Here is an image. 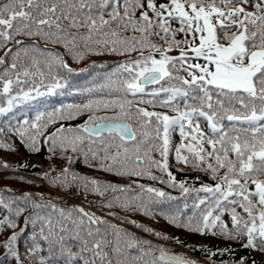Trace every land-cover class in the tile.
<instances>
[{"label":"snow or ice","instance_id":"1","mask_svg":"<svg viewBox=\"0 0 264 264\" xmlns=\"http://www.w3.org/2000/svg\"><path fill=\"white\" fill-rule=\"evenodd\" d=\"M174 23L178 27H173ZM80 29L86 31L81 33ZM129 31L133 35L125 36ZM181 34L183 38L177 39ZM19 35L60 45L74 60L83 59L85 52L102 55L106 51L129 57L134 52L139 54L117 64L108 76L102 85L110 89L108 99L68 105L75 112L69 111L67 115L56 109L47 114L48 122L44 125L39 123L43 113L37 114L30 124L25 120L24 125L34 132L26 142V130L23 127L17 130L22 143L32 151H39L38 138L48 123L71 119L87 111L91 113L89 120L79 130L61 127L45 138V144L51 142L50 151L59 142L61 151L82 155L90 167L95 165L97 171L118 177L147 176L155 181L158 178L151 175L154 168L166 173V183L178 187L182 194L194 191L208 195L197 197L192 205L193 214L182 218V211L157 213L154 204L163 202L164 198L169 201L175 198L152 187L145 189L144 185H138L141 193L129 196L130 188L70 174L68 168L53 179V184L75 186L102 197L111 191L114 195L102 206L149 217L160 214L169 224L192 233L211 232L229 240L246 238L244 248L264 253V179L260 178L264 176V0H162L159 3L157 0H0V47ZM152 37L163 43H153ZM81 43L84 51L80 50ZM16 44L22 42L17 40ZM92 44L101 46L103 51H95ZM174 50L178 55H170ZM21 51L25 57L30 51L40 53L49 71L53 65L68 68L58 54L45 53L36 45L18 49L9 67L0 72L3 84L0 94L8 97L9 107L14 102L35 98L29 91L8 95L14 84L27 83L21 77L30 78L37 72L44 75L41 61L33 55L31 66H25ZM4 64L5 59L0 57V65ZM13 74L15 80L11 78ZM57 87L62 85L57 82L49 88V93ZM36 95L43 93L37 90ZM158 108L166 111H157ZM100 110L112 111L114 115L96 116L95 112ZM6 111L8 108L0 107V114ZM177 131L180 143L173 144L172 135ZM173 148L177 164L210 173L215 186L190 189L184 181L177 183L169 171V154ZM153 153L160 160L153 159ZM68 159L69 163L73 162L71 157ZM144 192L160 199L154 201L151 196L143 199ZM117 193L123 194V198ZM23 211L17 209L16 215ZM76 211L81 215L73 218L71 210L65 212L52 206L49 213L25 219L26 225L29 221L40 222L39 232L31 237L33 244L29 248L30 255L47 251L48 258L42 256L38 264H55L61 259L63 264L80 261L113 264L114 260L115 264H194L183 256L168 255L163 247L151 246L148 241L138 240L132 233L112 225L114 239L110 240L107 232L92 227L107 221L83 209ZM225 214L230 216L231 228L222 219ZM130 223L141 227L135 221ZM5 226L15 229L17 224L6 217L0 220V228ZM143 231L152 230L143 228ZM155 235L160 237L159 233ZM37 236L47 245L46 249ZM16 240L17 234H13L4 244L12 255H16ZM142 244L149 247H140ZM73 247L77 248L76 252ZM132 249L139 255L131 256ZM156 251L158 256L145 259ZM85 254L90 256L86 258ZM239 264H245V259L241 258Z\"/></svg>","mask_w":264,"mask_h":264},{"label":"trees","instance_id":"2","mask_svg":"<svg viewBox=\"0 0 264 264\" xmlns=\"http://www.w3.org/2000/svg\"><path fill=\"white\" fill-rule=\"evenodd\" d=\"M157 2H162V0H157ZM136 15H139V11H137ZM105 18L108 17L105 16ZM173 27H178V24L174 23ZM79 31L83 33L86 29H80ZM124 35L131 36L133 33L129 31L124 33ZM136 35L139 34L136 33ZM182 38V34L177 36V39ZM17 40L21 41L22 44L17 45ZM152 42L156 44L163 43L157 37H152ZM31 45H36L45 53L58 54L68 65V68L65 69L58 65H53L52 70L49 71L48 67L43 63L45 57L41 56L40 53H32L30 51L29 56L25 57L23 51H21L20 57L25 66H31V57L33 55L41 61L40 69L44 75L41 76L37 72L35 76L30 78L21 77L22 80L27 79V83L20 85L14 84L12 91L8 95L12 96L22 94V91H29L31 96L35 98L18 103L14 102L9 107L7 104L8 97L0 94V107L8 108V111L0 114V145L7 146L0 147V220L7 217L15 220L17 224L15 229H9L6 226L0 228V264H38L42 256L45 259L48 258L46 250L36 255L29 254V248L33 244L31 237L34 233L39 232L40 222L38 221L36 224H33L29 221L26 225L25 219L30 216L35 218L36 214L44 215L49 213L52 211V206H55L57 209H63L65 212L71 210L73 218L81 215L79 211H76L77 209H83L85 212L107 221L105 224L92 225V227H99L102 232H107L110 240L114 239L113 230L110 225L115 226L113 220L119 221L121 225L115 226L116 228L132 233L138 240L148 241L151 246L157 248L163 247L168 255L183 256L185 259L193 261L194 264H239L241 258L245 259V264H252L253 261H255V264H264V260H259V256L264 257V253L243 247V244L246 243V238L229 240L220 235H213L211 232L207 235L192 233L169 224L164 216L160 214L149 217L142 213L123 210L119 207L102 206L105 201L114 195L111 191L106 192L102 197L91 192L85 193L82 189L78 190L75 186L65 188L60 184H53V179L60 176L64 168H68L70 174L78 173L81 176L95 179L101 183H111L120 187L130 188L129 196L141 193L142 190L138 185H144L145 189L152 187L165 192L166 196L175 198L170 201L164 198L163 202L154 204L153 207L157 210V213L182 211V218L193 214L192 205L194 202H197V197L203 198L208 195L204 192L196 193L194 191H190L188 194H182L178 187H171L166 183V173H162L154 168L151 169V175L158 178L155 181L149 179L147 176L118 177L112 173L97 171L95 165L90 167L84 162L82 155L73 153L70 150L61 151L59 142L55 150L50 151L49 149L52 147L51 142L45 144V138L52 132H55L57 128L61 127L64 129L71 128L79 130V127L89 120L91 113L87 111L77 114L71 119H57L55 122L48 123L47 128L43 130V135L38 138L37 147L39 151H32L26 143H22L17 130L21 129V127L26 130V136L24 138L26 142L28 135L34 132L29 125H24L23 122L25 120L29 121L30 124L35 121L37 114L43 113V118L39 123L44 125L48 122L47 114L56 109H60L67 115L69 111L75 112V108L69 109L67 107L68 105H82L90 99H108L110 89L102 87L107 82L108 76L117 64L127 59H133L139 55L135 52L132 53L131 57L109 54L106 51L102 55L85 52L83 59L74 60L72 55L67 53L60 45L45 44L39 37L30 38L19 35L5 43L3 47H0V57L5 59V64L0 65V72H3L5 68L9 67L13 60V55L18 49ZM91 47L95 51H103L101 46L92 44ZM9 49L12 50L11 53L5 56V53ZM80 50L84 51L82 43ZM144 54L147 55L148 53L145 52ZM170 55H178V51L174 50ZM32 71L35 72V69H32ZM11 78L15 80L16 77L13 74ZM57 82L62 87H57L49 93V88ZM2 87L3 84L0 82V93H2ZM89 89L92 91H88ZM37 90L43 93V95L37 96ZM156 110L166 111L165 109L159 108ZM168 114L174 115L171 112H168ZM95 115L111 116L114 113L112 111L100 110L96 111ZM202 126L207 131L206 123H203ZM81 134L85 135L83 133ZM172 141L173 144L180 143L178 131L173 133ZM85 151H87L86 147ZM31 155L40 156V160L33 166L28 164ZM69 157L72 158V163H69ZM152 158L160 160L157 153H153ZM168 162L169 171L176 177L177 183L184 181L190 189H198L203 185L215 186L216 181L211 178L210 173L194 170L191 167H185L183 164H177L174 148L170 151ZM260 178L264 179V176ZM161 180L165 181V183H161ZM117 195H121V198H123V194L117 193ZM25 196L28 199H24ZM149 196L154 201L160 199L155 197L154 194L147 192L143 193L142 198L147 199ZM36 204L45 205V207L36 208ZM185 204H187V208L184 207ZM201 207L203 208L204 206ZM21 208L24 211L21 215L17 216V209ZM237 211L240 212L241 210L237 208ZM99 212L104 213L107 217L100 216ZM54 215L58 216V213ZM222 219L231 228L230 216L225 214ZM131 221H135L141 227H134L130 223ZM85 226H87L86 218ZM22 228L24 229L23 233H21ZM143 228H148L152 231L151 233L145 232ZM155 233H159L160 237H169V239L165 240L157 237ZM13 234H17V240L14 245L16 255H12L9 249L4 247L7 239ZM37 240L44 249L47 248V245L39 240V236H37ZM70 243L75 244L76 242L70 241ZM237 245L241 246L239 248H229L230 246ZM140 247L147 248L149 245L142 244ZM72 250L76 252L77 248L73 247ZM212 253H215V255ZM138 255L139 252L136 249L131 250V256ZM158 255L159 252L156 251L152 257H146L145 259L151 260ZM17 256H19V261L17 260ZM85 256L87 258L90 254H85ZM131 256L129 260H131ZM55 264H63V260H57ZM79 264H83V261H80ZM113 264H115V260Z\"/></svg>","mask_w":264,"mask_h":264},{"label":"rangeland","instance_id":"3","mask_svg":"<svg viewBox=\"0 0 264 264\" xmlns=\"http://www.w3.org/2000/svg\"><path fill=\"white\" fill-rule=\"evenodd\" d=\"M33 163H34V160H33V158H31L30 164H33ZM239 247H240V245H237V246H230L229 248H239ZM259 260H260V261H263L264 258H263L262 256H259Z\"/></svg>","mask_w":264,"mask_h":264}]
</instances>
